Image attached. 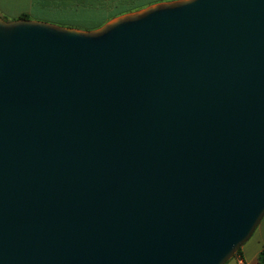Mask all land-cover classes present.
I'll return each instance as SVG.
<instances>
[{"label":"water","instance_id":"obj_1","mask_svg":"<svg viewBox=\"0 0 264 264\" xmlns=\"http://www.w3.org/2000/svg\"><path fill=\"white\" fill-rule=\"evenodd\" d=\"M263 217L264 0L0 17V264H226Z\"/></svg>","mask_w":264,"mask_h":264},{"label":"crops","instance_id":"obj_2","mask_svg":"<svg viewBox=\"0 0 264 264\" xmlns=\"http://www.w3.org/2000/svg\"><path fill=\"white\" fill-rule=\"evenodd\" d=\"M29 7L31 11L35 8L51 11V9H65L72 8L78 12L80 15L84 14H94V12L103 15L100 21H88L82 20L81 25H76L81 30H94L114 17L119 15L140 10L151 5V3H141L139 5H133L129 7L127 1L132 0H30ZM167 1V0H166ZM172 1V0H168ZM165 2V1H164ZM29 9H25L20 12L21 15H29L31 12ZM20 18V17H19ZM31 20V19H30ZM43 22V21H42ZM76 28V29H78ZM264 250V217L262 218L260 224L256 228L255 232L251 238L240 248L239 254L235 255L226 264H261L260 254ZM241 260V261H240Z\"/></svg>","mask_w":264,"mask_h":264},{"label":"rangeland","instance_id":"obj_3","mask_svg":"<svg viewBox=\"0 0 264 264\" xmlns=\"http://www.w3.org/2000/svg\"><path fill=\"white\" fill-rule=\"evenodd\" d=\"M166 0H132L127 1V5L132 7L133 5H139L141 3H158L164 2ZM168 1V0H167ZM30 0H0V17L6 21L18 20L20 17V12L31 8L29 7ZM38 0L35 2L37 3ZM150 5V4H149ZM134 12V11H133ZM29 15L31 20L43 21L50 24L68 27V28H78L76 25H81L82 20L88 21H100L103 15L94 12V14H84L80 15L77 11L72 8L65 9H51V11H44L38 8L33 9ZM79 29V28H78Z\"/></svg>","mask_w":264,"mask_h":264},{"label":"trees","instance_id":"obj_4","mask_svg":"<svg viewBox=\"0 0 264 264\" xmlns=\"http://www.w3.org/2000/svg\"><path fill=\"white\" fill-rule=\"evenodd\" d=\"M19 19H29V18L27 15L24 14V15H21ZM239 252H240V249L238 250L236 255L239 254ZM259 259H260V263L264 264V250L261 252Z\"/></svg>","mask_w":264,"mask_h":264},{"label":"built area","instance_id":"obj_5","mask_svg":"<svg viewBox=\"0 0 264 264\" xmlns=\"http://www.w3.org/2000/svg\"><path fill=\"white\" fill-rule=\"evenodd\" d=\"M241 261V260H240Z\"/></svg>","mask_w":264,"mask_h":264}]
</instances>
